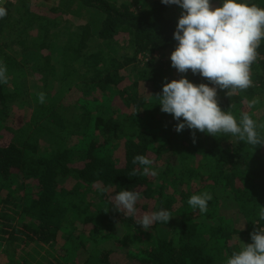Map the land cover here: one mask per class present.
<instances>
[{
    "label": "trees",
    "instance_id": "16d2710c",
    "mask_svg": "<svg viewBox=\"0 0 264 264\" xmlns=\"http://www.w3.org/2000/svg\"><path fill=\"white\" fill-rule=\"evenodd\" d=\"M248 2L264 8V0ZM1 3L9 79L0 85V264H111L120 251L133 264H225L252 242L264 207V145L177 133L156 104L166 69L214 86L156 60L176 47L178 6L58 0L44 14L29 0ZM257 51L253 85L231 96L218 89L217 101L264 124V41ZM136 155L153 160L158 175H141ZM123 189L141 194L134 218L112 209ZM204 191L212 199L201 214L187 201ZM160 209L172 214L167 224H137ZM126 229L136 242L123 241Z\"/></svg>",
    "mask_w": 264,
    "mask_h": 264
},
{
    "label": "clouds",
    "instance_id": "9594fccd",
    "mask_svg": "<svg viewBox=\"0 0 264 264\" xmlns=\"http://www.w3.org/2000/svg\"><path fill=\"white\" fill-rule=\"evenodd\" d=\"M164 5H175L181 9L173 32L177 42L170 54L171 66L179 73L188 70L203 78L209 84H194L185 76L164 83L160 94L154 96L163 113L171 114L177 121L175 131L185 128L198 130L213 137L218 133L231 135L252 146L264 145V137L258 124L250 114L241 112L237 119L231 112L222 111L217 101V91L227 90L231 96L253 85L250 67L260 56L257 49L264 41V8L248 0H219L213 7L211 0H161ZM8 14L0 5V19ZM6 66L0 63V85L8 83ZM44 103L45 94L38 95ZM257 100L248 101L253 108ZM133 164L140 166V174L155 177L158 172L152 167L154 161L145 155H136ZM137 175L136 170L132 172ZM141 194L134 190H120L113 196L112 209L127 217L137 215V202ZM211 193L204 191L193 194L187 203L201 214L208 211ZM172 214L160 209L144 214L137 224L148 231L154 223L167 224ZM264 207H260L254 224L260 227L250 233L251 243L242 245L240 251H233L225 264H264Z\"/></svg>",
    "mask_w": 264,
    "mask_h": 264
},
{
    "label": "rangeland",
    "instance_id": "374dc122",
    "mask_svg": "<svg viewBox=\"0 0 264 264\" xmlns=\"http://www.w3.org/2000/svg\"><path fill=\"white\" fill-rule=\"evenodd\" d=\"M29 1H30L32 6H35L36 8H39V10L41 12H44V14L49 12L50 8H53V7L57 6V3H58V0H29ZM135 1L137 2V1H140V0H114V2H116L117 4L135 3ZM146 1L150 2L152 0H146ZM155 56H156V60H159L162 63V65H164L165 62L166 63L169 62V60H170V55L169 54H165L163 56V55H160V54L158 55V53H157ZM131 63L132 62L130 61V59H128L126 61V64H129V65H127V67H131L133 65ZM164 69H166L165 66H164ZM176 75H177L176 71L166 69L165 70V76H164L162 81L166 82V83L170 82V81L174 80ZM149 205L153 206L152 203H150ZM143 215L144 214L140 215L139 217H141ZM123 238H124L123 241L126 242L127 245H129L130 243L136 242L137 239H138V238H136L135 231H131L129 229H126V232H125ZM0 258H2V260L4 261L3 256H0ZM111 264H133V263L130 262V259L127 257V255L123 251H120L118 254L113 255L112 260H111Z\"/></svg>",
    "mask_w": 264,
    "mask_h": 264
},
{
    "label": "built area",
    "instance_id": "2783aa9c",
    "mask_svg": "<svg viewBox=\"0 0 264 264\" xmlns=\"http://www.w3.org/2000/svg\"><path fill=\"white\" fill-rule=\"evenodd\" d=\"M0 3H1V0H0Z\"/></svg>",
    "mask_w": 264,
    "mask_h": 264
}]
</instances>
